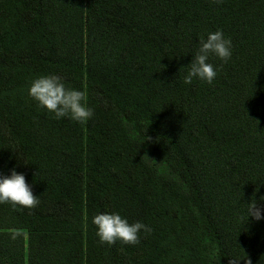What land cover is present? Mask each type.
I'll list each match as a JSON object with an SVG mask.
<instances>
[{
  "label": "trees",
  "instance_id": "obj_1",
  "mask_svg": "<svg viewBox=\"0 0 264 264\" xmlns=\"http://www.w3.org/2000/svg\"><path fill=\"white\" fill-rule=\"evenodd\" d=\"M217 30L230 60L185 84ZM45 75L86 91L92 119L39 108ZM13 169L39 204H0V264H264V219L247 216L254 193L264 216V0H0V176ZM112 213L152 232L102 245L92 218Z\"/></svg>",
  "mask_w": 264,
  "mask_h": 264
},
{
  "label": "clouds",
  "instance_id": "obj_2",
  "mask_svg": "<svg viewBox=\"0 0 264 264\" xmlns=\"http://www.w3.org/2000/svg\"><path fill=\"white\" fill-rule=\"evenodd\" d=\"M216 5L223 3V0H212ZM199 47L192 56L191 63L186 67L184 83L191 84L193 79L212 84L217 76V71L209 62L214 56L227 63L232 55V41L226 39L222 30L209 32L198 41ZM29 97L36 102L39 108L54 114V118H69L74 122L84 124L94 116V110L88 106L87 93L84 90H77L65 86L64 81L57 75H45L35 78L28 89ZM146 137L145 140H149ZM144 140V141H145ZM264 200V196L260 198ZM0 204H10L14 209H34L39 200L33 195L31 187L26 183L23 174H18L14 169L10 177L0 176ZM247 216L259 221L264 219L262 209L257 206L255 193L251 202L247 204ZM96 226V235L99 242L112 246L119 241L121 245L135 246L140 243V233L145 235L152 232L151 227L141 223H129L117 213L98 214L92 218ZM229 264H240L236 259H229ZM246 264H251L248 260Z\"/></svg>",
  "mask_w": 264,
  "mask_h": 264
}]
</instances>
